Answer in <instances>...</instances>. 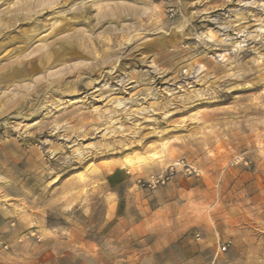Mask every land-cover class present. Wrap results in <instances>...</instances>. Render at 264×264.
<instances>
[{"label": "rangeland", "instance_id": "1", "mask_svg": "<svg viewBox=\"0 0 264 264\" xmlns=\"http://www.w3.org/2000/svg\"><path fill=\"white\" fill-rule=\"evenodd\" d=\"M0 264H264V0H0Z\"/></svg>", "mask_w": 264, "mask_h": 264}, {"label": "built area", "instance_id": "2", "mask_svg": "<svg viewBox=\"0 0 264 264\" xmlns=\"http://www.w3.org/2000/svg\"><path fill=\"white\" fill-rule=\"evenodd\" d=\"M168 11L171 16L174 14L173 8H170ZM174 172H175V165H171L170 167L167 168V170L163 174L152 176L150 177V179L146 181H142V182L139 181L140 186L146 188H154L156 185L164 184L174 175ZM227 246L228 244H222L221 247H219V250L223 252L226 250Z\"/></svg>", "mask_w": 264, "mask_h": 264}]
</instances>
